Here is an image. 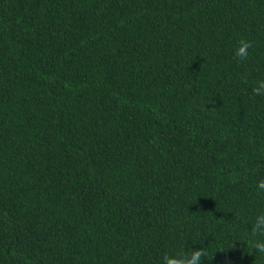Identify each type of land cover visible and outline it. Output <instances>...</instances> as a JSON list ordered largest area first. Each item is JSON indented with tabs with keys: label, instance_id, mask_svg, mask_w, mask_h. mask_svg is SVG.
Wrapping results in <instances>:
<instances>
[{
	"label": "trees",
	"instance_id": "16d2710c",
	"mask_svg": "<svg viewBox=\"0 0 264 264\" xmlns=\"http://www.w3.org/2000/svg\"><path fill=\"white\" fill-rule=\"evenodd\" d=\"M0 264H264V0H0Z\"/></svg>",
	"mask_w": 264,
	"mask_h": 264
}]
</instances>
